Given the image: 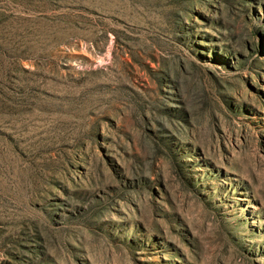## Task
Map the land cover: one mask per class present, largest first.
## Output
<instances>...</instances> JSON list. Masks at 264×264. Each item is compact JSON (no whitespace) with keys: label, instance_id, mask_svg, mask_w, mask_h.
<instances>
[{"label":"rangeland","instance_id":"374dc122","mask_svg":"<svg viewBox=\"0 0 264 264\" xmlns=\"http://www.w3.org/2000/svg\"><path fill=\"white\" fill-rule=\"evenodd\" d=\"M0 264H264V0H0Z\"/></svg>","mask_w":264,"mask_h":264}]
</instances>
